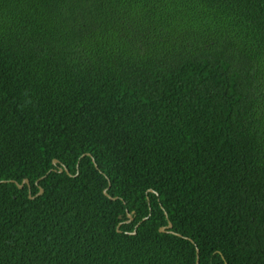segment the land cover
Returning <instances> with one entry per match:
<instances>
[{"label":"trees","instance_id":"1","mask_svg":"<svg viewBox=\"0 0 264 264\" xmlns=\"http://www.w3.org/2000/svg\"><path fill=\"white\" fill-rule=\"evenodd\" d=\"M0 182V264H264V0H0Z\"/></svg>","mask_w":264,"mask_h":264},{"label":"water","instance_id":"2","mask_svg":"<svg viewBox=\"0 0 264 264\" xmlns=\"http://www.w3.org/2000/svg\"><path fill=\"white\" fill-rule=\"evenodd\" d=\"M92 161H93V160H92ZM52 164H53V166H55V165L58 164V162H57V161H53ZM94 166H95V164H94ZM95 167H96V166H95ZM63 171H64L66 174H68L67 170H66L64 167H62V166H61V168H59V170H58L57 172H58V173H62ZM4 183H7V182H0V184H4ZM10 183L14 184L18 189H22L24 185H27V186H28V182H27L26 180L22 181V183H21L20 185L17 184V183H15V182H10ZM149 192L152 193V191H149ZM41 193H42V190L40 189L38 195H40ZM103 195H104L105 197H107L108 199H110L111 201L116 200V199H111V198H109L108 195H107V193H106V190L103 191ZM28 198L31 199L32 197L28 196ZM165 216H166V214H165ZM127 219H128L129 221H131V217H130V215H127ZM171 228H172V226H171V224L168 222L167 225H166L165 227H162V228L159 229V233H169V234H173V233L171 232ZM135 229H136V227H135ZM117 232H119V231L117 230ZM133 234H134V233H133ZM173 235H174V234H173ZM175 236L179 237L178 235H175ZM196 264H197V262H196Z\"/></svg>","mask_w":264,"mask_h":264}]
</instances>
